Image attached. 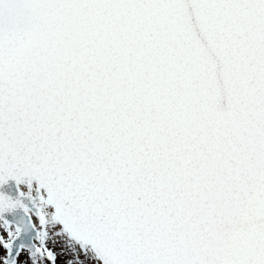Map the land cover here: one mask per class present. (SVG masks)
I'll return each instance as SVG.
<instances>
[{
	"label": "snow or ice",
	"instance_id": "snow-or-ice-1",
	"mask_svg": "<svg viewBox=\"0 0 264 264\" xmlns=\"http://www.w3.org/2000/svg\"><path fill=\"white\" fill-rule=\"evenodd\" d=\"M0 264H264V0H0Z\"/></svg>",
	"mask_w": 264,
	"mask_h": 264
}]
</instances>
